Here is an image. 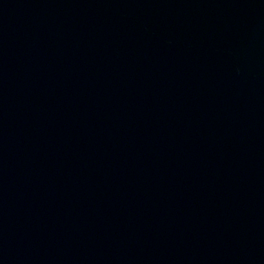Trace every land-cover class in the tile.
Masks as SVG:
<instances>
[{"label": "water", "instance_id": "obj_1", "mask_svg": "<svg viewBox=\"0 0 264 264\" xmlns=\"http://www.w3.org/2000/svg\"><path fill=\"white\" fill-rule=\"evenodd\" d=\"M0 264H264V0H41L0 92Z\"/></svg>", "mask_w": 264, "mask_h": 264}]
</instances>
